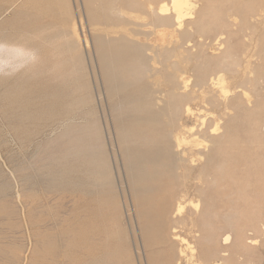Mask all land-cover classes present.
<instances>
[{
  "label": "rangeland",
  "instance_id": "1",
  "mask_svg": "<svg viewBox=\"0 0 264 264\" xmlns=\"http://www.w3.org/2000/svg\"><path fill=\"white\" fill-rule=\"evenodd\" d=\"M192 2L0 0V264H264V0Z\"/></svg>",
  "mask_w": 264,
  "mask_h": 264
},
{
  "label": "bare ground",
  "instance_id": "2",
  "mask_svg": "<svg viewBox=\"0 0 264 264\" xmlns=\"http://www.w3.org/2000/svg\"><path fill=\"white\" fill-rule=\"evenodd\" d=\"M192 1H193V0H170V4H169V6H168L166 9H168L170 12L174 13L177 17H186V16H188V15L191 13L192 5H193V2H192ZM164 13H165V12H164ZM3 45H4V44H3ZM117 108H118V106H117ZM125 115H126V114H125ZM56 120H57V119H56ZM146 120H147V118H146ZM146 120L143 119V121H146ZM130 121H133V120H130ZM130 121H129V122H130ZM138 121H139V120H138ZM156 122H157V121H156ZM125 123H127V122H125ZM130 123H131V122H130ZM133 123H135V119H134V122H132L131 124H133ZM139 123H140V121H139ZM141 123H142V120H141ZM144 123L147 124V122H143L142 124H144ZM149 123H150V122H149ZM149 123H148V124H149ZM131 124H130V125H131ZM136 124H137V125H134V126H137V127H138V126H139L138 122H136ZM146 124H145V125H146ZM123 125H124V124H123ZM123 125H121V127H122ZM128 125H129V124H128ZM128 125L126 124L125 126H128ZM150 125L153 126L152 123H151V124H149V126H148L149 128H150ZM134 126L131 125V126H129V127H131L130 129H132V127L134 128ZM146 126H147V125H146ZM129 127H128V128H129ZM139 127H140V128L142 127L141 124H140ZM148 127H147V128H148ZM144 128L146 129V127H144ZM130 129H129V130H130ZM134 129H135V128H134ZM141 129H142V128H141ZM150 129H152V128H150ZM154 129H156V128H154ZM136 130H137V128H136ZM138 130H139V128H138ZM138 130H137V131H138ZM131 131H132V130H130V132H131ZM144 131H146V130H144ZM151 131H152V130H151ZM125 132H127V131L125 130ZM134 132H136V131H134ZM139 132H140V131H139ZM148 132H149V131H148ZM140 133H142V132H140ZM130 134H131V133H130ZM132 134H133V132H132ZM134 134H136V133H134ZM149 134H150V133H149ZM155 134L158 135L157 132H156ZM155 134H154V135H155ZM118 135H119V134H118ZM125 135H126V133H125ZM127 135H129V131H128V134H127ZM131 136H132V135H131ZM133 136H134V135H133ZM138 136H139V134L137 135V137H138ZM143 136H145V135H143ZM151 136H152V135H150V137H151ZM135 137H136V135H135ZM139 137H140V136H139ZM139 137H138V138H139ZM141 137H142V136H141ZM145 137H146V136H145ZM145 137H143L144 139H143V140H140V141H142V142L144 141V142H145V139L148 138V137H146V138H145ZM152 137H153V136H152ZM155 137H156V135H155ZM158 137H159V136H158ZM160 137H162V136H160ZM128 138H130V137H128ZM156 138H157V137H156ZM148 139L151 140V138H148ZM148 139H146V140H148ZM150 140H149V141H150ZM153 140H155L154 137H153ZM157 140H160V138H159V139L157 138L156 141H157ZM160 141H161V140H160ZM142 142H141V143H142ZM146 143H147V141H146ZM150 143H152V142H150ZM154 143H155V142L153 141V143H152L151 145H153ZM136 144H137V143H136ZM139 144H140V142L138 143L137 147L140 146ZM159 144H161V143H159ZM142 145H143V144H142ZM134 146H136V145H134ZM146 146H149V145H146ZM137 147H134V148L137 149ZM164 147H165V146H164ZM164 147H163V149H165ZM141 148H142V147H141ZM148 148H149V147H148ZM211 148H212V147H211ZM135 149H133V150H135ZM143 149H144V148H143ZM159 149H160V148H159ZM163 149H162V151H163ZM140 150H141V149H140ZM129 152H130V151H129ZM163 152H164V151H163ZM124 153H125V152H124ZM131 153H133V152H131ZM139 153H140V152H139ZM148 153H149V152H148ZM165 153H167V152L165 151ZM133 154H134V153H133ZM133 154H131V155H133ZM146 154H147V153H146ZM165 155H166V154H165ZM167 155H168V154H167ZM134 156H135V155H133V157H134ZM136 156H137V155H136ZM138 156H140V155H138ZM157 156H158V155H157ZM159 156H160V155H159ZM161 157H162V156H161ZM161 157H160V158H161ZM129 158H130V157H129ZM129 158H127V160H128ZM140 158H141V157H140ZM143 158H144V156H143ZM155 158H156V157H155ZM160 158H159V159H160ZM164 158H165V157H164ZM168 158H169V157H168ZM125 159H126V158H125ZM144 159H145V158H144ZM166 160H167V159H166ZM158 161H159V160H158ZM161 161H162V160H161ZM169 161H171V160H169ZM137 162H139V160H138ZM137 162H136V163H137ZM144 162H147V161H144ZM148 162H149V161H148ZM150 162H153V160H150ZM154 162H155V161H154ZM154 162H153V164H154ZM156 162H157V161H156ZM156 162H155V163H156ZM165 162H166V161H165ZM130 163H131V162H130ZM139 163H140V162H139ZM166 163H167V162H166ZM140 164H141V165H144V164L142 163V161H141ZM128 165H129V164H128ZM155 165H156V164H155ZM162 165L165 166L163 163H162ZM162 165L160 164V168L162 167ZM168 165H169V164H168ZM133 166H135V165H133ZM153 166H154V165H153ZM153 166H152V168L154 169V167L156 168L158 165H157V166H154V167H153ZM166 167H167V166H166ZM94 168H95V167H94ZM171 168H172V167H171ZM130 169L133 170V167L130 168ZM137 169H138V167H137ZM141 169H142V168H141ZM141 169H140V170H141ZM144 169H145V166H144ZM161 169H162V168H161ZM138 170H139V169H138ZM145 170H147V169H145ZM145 170H144V172H145ZM159 170H160V169H159ZM135 171H136V170H135ZM152 171H154V170H152ZM152 171L150 170V172H152ZM165 171H166V173H168L169 170H168V171L165 170ZM127 172H128V170H127ZM132 172H133V171H132ZM137 172H138V171H137ZM139 172H140V171H139ZM144 172H142L143 175H144ZM148 172H149V171H148ZM148 172H146V173H147V176H149V173H150V172H149V173H148ZM166 173H165V177H166ZM137 174H139V173H137ZM152 174H153V173H152ZM163 174H164V170H163V173H161V175H163ZM135 175H136V174H135ZM143 175H142V176H143ZM145 175H146V174H145ZM150 175H151V174H150ZM99 176H101V175H99ZM137 176H138V175H137ZM167 176H168V175H167ZM162 178H163V177H162ZM162 178H161V180H162ZM139 179H140V178H139ZM151 179H152V178H151ZM155 180H156V179H155ZM137 181H138V180H137ZM158 181H159V180H158ZM158 181H157V183H158ZM156 186H158V185H155V187H156ZM159 186H161V182L159 183ZM206 187H207V186H206ZM156 188H157V187H156ZM154 190H155V189H154ZM155 191H156V190H155ZM84 194H85V193H84ZM147 194H148V193H147ZM87 195H88V194H87ZM148 195H149V194H148ZM160 195H161V194H160ZM160 195H159V196H160ZM84 197H85V196H84ZM162 197H164V196H162ZM162 197L160 196V198H162ZM148 198H149V197H148ZM151 199H152V198H151ZM81 200H82V199H81ZM100 200H101V199H100ZM144 200H146V199H144ZM147 200H150V199H147ZM165 200H166V199H165ZM107 201H109V200H107ZM151 201H153V200H151ZM162 202H163V200H162ZM167 202H168V201L166 200V202H165L164 204L166 205ZM152 203H153V202H152ZM142 204H143V203H142ZM147 204H148V203H146V205H147ZM150 204H151V203H150ZM168 204H169V203H168ZM168 204H167L166 206L169 207ZM151 205H152V204H151ZM151 205H150V206L147 205V206H149V208H151V209L153 210V207H154V206L151 207ZM154 205H155V201H154ZM161 205H162V204H161ZM165 205H163L162 207H165ZM97 206H98V205H97ZM159 206H160V205H159ZM157 207H158V206H156V208H157ZM162 207H161V208H162ZM147 208H148V207H147ZM149 208L146 209V210H149ZM154 208H155V207H154ZM156 208L154 209V212H155V210H156V212L159 213V211H157L158 208H157V209H156ZM166 208H167V207H166ZM103 209H104V208H103ZM162 209H163V208H162ZM144 210H145V209H144ZM144 210H143V211H144ZM163 210H164V209H163ZM149 212H150V210H149ZM149 212H148V213H149ZM154 212L152 211V213H154ZM164 212L166 213V212H167V209H166V211H164ZM164 212H163V214H164ZM144 213H145V212H144ZM148 213H147V214H148ZM102 214H104V213H102ZM147 214H146V215L144 214V215L147 216ZM150 215H151V216H152V215L155 216L154 218L158 217V214H156L157 216H156L155 214H150ZM160 215L162 216V213H161ZM145 216H143V217H145ZM159 218L161 219V218H163V216H162V217H159ZM101 219H102V217H101ZM148 219H149V218H148ZM148 219H147V220H148ZM160 219L158 220V224L162 225L163 223H161V222L164 220V218H163V219L161 220V222L159 223ZM111 220H112V219H111ZM155 220H157V219H155ZM155 220H154V221H155ZM149 221H150V220H149ZM152 222H153V221H152ZM146 223H147V222H146ZM148 223H149V222H148ZM148 223H147V225L149 226ZM152 224H153V223H152ZM156 224H157V223H156ZM156 224H155L154 227L157 229ZM158 224H157V225H158ZM160 225H158V226H160ZM152 228H153V227H152ZM162 228H163V227H162ZM158 229H161V228H158ZM158 229H157V230H158ZM263 229H264V225H263ZM94 237H95V236H94ZM227 239H229L228 236H226V237L224 238L225 242L227 241ZM154 244H155V243H154ZM223 251H224V250H223ZM223 251H222V252H223ZM223 255H224V254H223ZM226 255H227V254H226Z\"/></svg>",
  "mask_w": 264,
  "mask_h": 264
}]
</instances>
